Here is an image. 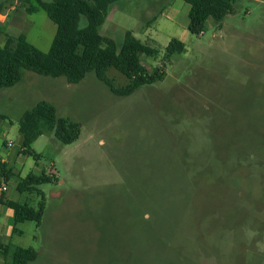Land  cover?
I'll use <instances>...</instances> for the list:
<instances>
[{"label": "rangeland", "instance_id": "374dc122", "mask_svg": "<svg viewBox=\"0 0 264 264\" xmlns=\"http://www.w3.org/2000/svg\"><path fill=\"white\" fill-rule=\"evenodd\" d=\"M3 3L0 27L48 53L57 26L47 14ZM169 4L182 6L173 20L162 15ZM189 8L182 0L110 7L101 35L120 49L131 31L159 51L140 58L162 80L130 96H115L95 72L69 84L23 70L21 82L0 90V157L12 172L0 178L3 201L37 209L41 197L19 193L20 182L58 178L38 187L41 225L19 224L0 264H13L17 247L35 249L31 264H264V0H236L221 25L211 18L198 36ZM172 39L186 51L168 57ZM107 76L116 87L129 82L115 69ZM41 102L81 134L70 145L43 134L32 145L36 160L21 153L19 122Z\"/></svg>", "mask_w": 264, "mask_h": 264}, {"label": "trees", "instance_id": "16d2710c", "mask_svg": "<svg viewBox=\"0 0 264 264\" xmlns=\"http://www.w3.org/2000/svg\"><path fill=\"white\" fill-rule=\"evenodd\" d=\"M29 4V14L44 11L48 18L57 26V33L48 53H43L30 44L24 35L12 36L5 32V45L0 44V90L12 88L22 80L23 70L34 72L40 76L64 77L69 84H79L87 74L95 72L97 78L105 83L117 97H127L143 86L161 81L163 76L155 72L151 74L142 64V54L156 56L159 51L128 31L122 47L119 49L114 40L100 33L110 7L121 0H20ZM189 4L188 30L192 35H200L209 19L221 25L224 19L233 12L236 0H182ZM6 5L0 6V15ZM87 24L82 26V20ZM186 51L183 42L172 39L166 48V55L171 57ZM115 69L129 82L126 86L116 87L107 72ZM164 73V72H163ZM21 136V153L33 156L39 155L32 151V145L45 133H53L55 138L65 145L75 143L81 134L77 123L66 118H58L54 105L41 102L24 113L19 122ZM12 172L7 169L0 158V178L10 179ZM55 175L45 173L37 176L30 174L23 179L18 190L30 195L41 197L38 208L28 203H8L14 211L13 233H20L17 226L25 222H35L41 225L45 209L46 197L38 187L46 183L57 182ZM8 247L0 245V254L6 255ZM38 257L33 248L17 247L13 253V264H30Z\"/></svg>", "mask_w": 264, "mask_h": 264}, {"label": "crops", "instance_id": "0c3cea01", "mask_svg": "<svg viewBox=\"0 0 264 264\" xmlns=\"http://www.w3.org/2000/svg\"><path fill=\"white\" fill-rule=\"evenodd\" d=\"M5 3V2H4ZM3 3V4H4ZM3 4H0L3 5ZM190 6V5H189ZM182 6L177 4V6H173L172 4H169V6L165 7L163 10V14L167 19L169 20H173L176 18L177 14L179 13V9L181 8ZM190 9L191 7L188 9V12H190ZM6 10V9H5ZM4 10V13L2 15H0V18H8V15H7V12H5ZM189 15V13H188ZM7 20V19H6ZM8 89V88H7ZM3 90V89H2ZM6 145L11 147L12 146V143H7L6 142ZM1 158V157H0ZM2 162L5 163V165L7 166V169H8V162H6V160L2 159ZM54 173V171H53ZM57 177V176H56ZM19 188V186H18ZM19 193H22L20 190H18ZM19 203V202H16L14 200H10L7 196V199L5 201H3V203L0 205V218L1 216H6V219H7V223L3 225V227H0V245H3L4 247H8L9 248V252H10V243L7 242L8 239H11L12 238V235L14 234L13 233V228H14V223H13V219H14V211L9 207L8 203ZM4 204H7L8 206V210L6 211V209H4ZM12 221V223H11ZM13 224V225H12ZM8 252V253H9ZM7 253V254H8ZM1 255L0 254V263H3V261L5 259H7L8 255ZM6 256V257H5ZM37 260V259H36ZM35 260V261H36ZM34 261V262H35ZM32 263V262H31ZM30 263V264H31Z\"/></svg>", "mask_w": 264, "mask_h": 264}, {"label": "built area", "instance_id": "2783aa9c", "mask_svg": "<svg viewBox=\"0 0 264 264\" xmlns=\"http://www.w3.org/2000/svg\"><path fill=\"white\" fill-rule=\"evenodd\" d=\"M9 192L8 185L6 183H3L0 186V205L3 203V199L5 198V195Z\"/></svg>", "mask_w": 264, "mask_h": 264}]
</instances>
